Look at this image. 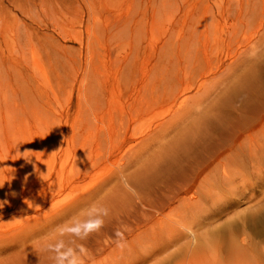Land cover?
<instances>
[{
	"label": "rangeland",
	"instance_id": "obj_1",
	"mask_svg": "<svg viewBox=\"0 0 264 264\" xmlns=\"http://www.w3.org/2000/svg\"><path fill=\"white\" fill-rule=\"evenodd\" d=\"M254 85L264 101V0H0V264H186L184 244L158 251L234 133L214 131L193 161L182 144L196 120L252 123L237 92ZM243 184L196 233L246 230L248 249L217 264H264V182Z\"/></svg>",
	"mask_w": 264,
	"mask_h": 264
},
{
	"label": "bare ground",
	"instance_id": "obj_2",
	"mask_svg": "<svg viewBox=\"0 0 264 264\" xmlns=\"http://www.w3.org/2000/svg\"><path fill=\"white\" fill-rule=\"evenodd\" d=\"M259 92V85L250 87L246 92H242L239 89L237 92L238 96L242 94V98L247 96L250 109H259V113L252 123H250V118L252 117H246L247 119L243 117L240 119V117V120L232 118L233 110L230 113L224 112L221 119H219L218 115H215L213 118L193 122V125L196 126L195 130L182 144L183 150H185L184 158L188 161H193L194 158H201L204 155L202 153L203 148L213 144L211 136L214 131L220 130L227 139L233 133L234 135L220 149L211 152V155L208 158L206 157L205 165L198 167L192 184L184 190L186 193L187 190L189 191L195 185L188 195L189 198L179 200V205L183 209H187L184 218L190 216L189 221L182 226L183 229L181 230L184 233H173L168 238L166 236L167 249L158 251V256L166 254V258L174 257L177 251L170 252L172 248L178 244H184L180 256L187 258L186 264H191L194 261L197 263L208 262L207 264H209L210 260L211 264H213L214 258L220 259L221 262L218 254L220 250H227L230 256L233 255L232 257L237 255L240 257L248 249L250 238L249 236L245 237L243 233H246V230H241L244 238L239 243L237 239L235 240V236L232 233L227 234L229 236L225 244L220 242L219 239H215L218 237H213V234L202 233L201 236H198L196 233L198 230H208L214 222L216 223L223 215L220 214L229 208V205H232L235 196L237 198L245 197L248 188L243 183L250 176L257 178V182H264V105L262 104L264 101L257 102ZM183 121L181 115H178V117L168 120L167 124L165 123L162 128L166 126L165 130H171L172 127H177ZM203 139L206 141L203 142ZM180 147L175 146L170 151L173 155L171 160L173 164H176L177 156L183 157L181 154L183 151L179 152ZM202 200L207 201L205 205L210 204V209L201 204ZM161 223L162 221L160 222V230H162ZM243 224L244 221H241L240 225L242 227H244ZM159 236L161 237L162 234ZM214 264H217L216 260Z\"/></svg>",
	"mask_w": 264,
	"mask_h": 264
}]
</instances>
